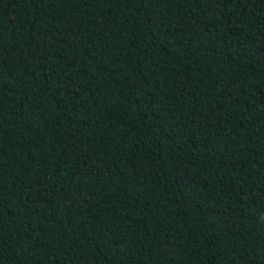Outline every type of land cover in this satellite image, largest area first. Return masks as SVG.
I'll list each match as a JSON object with an SVG mask.
<instances>
[{
	"label": "trees",
	"instance_id": "1",
	"mask_svg": "<svg viewBox=\"0 0 264 264\" xmlns=\"http://www.w3.org/2000/svg\"><path fill=\"white\" fill-rule=\"evenodd\" d=\"M0 264H264V0H0Z\"/></svg>",
	"mask_w": 264,
	"mask_h": 264
}]
</instances>
